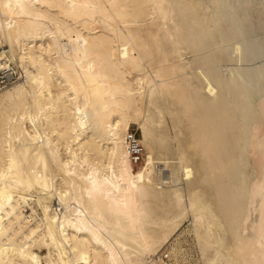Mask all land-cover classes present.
Wrapping results in <instances>:
<instances>
[{
  "label": "bare ground",
  "instance_id": "obj_1",
  "mask_svg": "<svg viewBox=\"0 0 264 264\" xmlns=\"http://www.w3.org/2000/svg\"><path fill=\"white\" fill-rule=\"evenodd\" d=\"M0 73V264H156L168 214L264 264V0H0Z\"/></svg>",
  "mask_w": 264,
  "mask_h": 264
},
{
  "label": "rangeland",
  "instance_id": "obj_2",
  "mask_svg": "<svg viewBox=\"0 0 264 264\" xmlns=\"http://www.w3.org/2000/svg\"><path fill=\"white\" fill-rule=\"evenodd\" d=\"M148 19L145 18V22ZM188 52V51H187ZM186 52V53H187ZM185 53V54H186ZM184 54L185 58L190 57L191 52H188L186 55ZM188 56V57H187ZM11 78L6 82V83H11L17 79L19 76L18 71L15 69V72H13L12 75H10ZM12 79V80H11ZM5 82H2V84ZM183 123L185 124L184 127L182 128L184 133V136L187 135V131L192 130L193 134H196L198 132V125H195V123H192V119H188L186 115H183ZM189 120V121H188ZM130 130L135 132V135L140 138V131L136 123H130L129 125ZM137 126V127H136ZM186 137V136H185ZM141 145V144H140ZM194 150V149H193ZM146 149L144 146L141 145V149L139 150V153H135V155L132 154L130 157L132 165H134V168H138L145 157ZM160 155V154H159ZM197 157V153L195 154ZM249 161V162H248ZM248 162V163H247ZM245 167L243 169V172L247 176V178L250 180L252 178V175L250 172H252L251 169V160L248 158L246 159L245 157ZM137 166V167H136ZM251 175H250V174ZM247 179V181H248ZM219 182L224 183L223 185H220L219 183L216 182L215 188L212 185V183L209 181L205 182V194L204 198L207 200H210V202H213V204L216 205V202L218 200V197H221V195L227 194L231 188L229 187V184H225L224 179L222 177H219ZM43 195L45 193L39 190L35 189H30L28 191H24L23 193V199L24 202L21 201L20 203L22 204L21 212L22 214L26 215L28 213L31 214V223L34 225L36 224L37 221H39L40 217L42 218V210L41 206L36 198L35 195ZM214 209L216 208L215 206L213 207ZM216 210V209H215ZM163 228H167L165 239H163L161 245L159 246L158 252L162 250L164 247L169 248L170 252V260L167 262V264H203L202 262V257H201V252H200V247L199 243L193 230L192 226L187 223V216L186 214L181 215V217L177 218H172L171 214H168L164 217L163 220ZM230 231L226 232V237L229 239L231 236ZM229 235V236H228ZM164 238V237H162ZM158 252L156 254H158ZM200 252V253H199ZM209 252V251H208ZM44 253V250H39L40 256H42ZM155 254V255H156ZM154 255H151L153 257ZM149 263V261H148ZM151 263V262H150ZM42 264H45L44 260L42 259Z\"/></svg>",
  "mask_w": 264,
  "mask_h": 264
},
{
  "label": "built area",
  "instance_id": "obj_3",
  "mask_svg": "<svg viewBox=\"0 0 264 264\" xmlns=\"http://www.w3.org/2000/svg\"><path fill=\"white\" fill-rule=\"evenodd\" d=\"M0 73V80H4L5 77H1ZM12 80V79H11ZM126 140H127V145L130 153V157L132 154H134L136 157L135 153H139V150L141 149L140 142L138 141V137L135 135V132L128 129L126 131ZM170 252L169 248L164 247L162 250L158 252V254L154 255L151 259L150 262L156 263V264H167V262L170 260Z\"/></svg>",
  "mask_w": 264,
  "mask_h": 264
}]
</instances>
